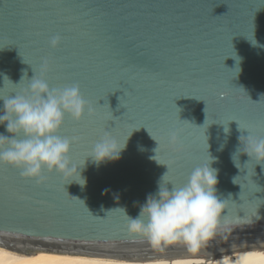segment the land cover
I'll list each match as a JSON object with an SVG mask.
<instances>
[{
  "label": "water",
  "instance_id": "obj_1",
  "mask_svg": "<svg viewBox=\"0 0 264 264\" xmlns=\"http://www.w3.org/2000/svg\"><path fill=\"white\" fill-rule=\"evenodd\" d=\"M259 5L264 0H0V97L24 90L47 60L49 86L78 84L93 108L80 121L65 115L58 133L78 138L70 155L84 164V181L45 169L38 184L0 163V247L147 258L264 241V165L238 153L246 129L264 137ZM253 32L258 46L247 38ZM176 128L181 141L172 145ZM0 134L11 135L5 125ZM106 134L126 147L97 164L86 157ZM210 156L223 210L206 245H153L128 229L165 174L183 185Z\"/></svg>",
  "mask_w": 264,
  "mask_h": 264
},
{
  "label": "clouds",
  "instance_id": "obj_2",
  "mask_svg": "<svg viewBox=\"0 0 264 264\" xmlns=\"http://www.w3.org/2000/svg\"><path fill=\"white\" fill-rule=\"evenodd\" d=\"M247 38L253 46H258L254 32L251 38ZM60 40L59 36L53 37L50 46L57 48ZM48 68L49 62L44 60L39 74L35 72L31 80L26 74L22 78L29 81L24 90L6 99L0 97L3 101L0 125H5L11 134H0V163L19 169L21 176L35 179L38 184L45 180V169L68 177L72 182L76 175L80 177L78 168L84 165L73 162L70 155L78 138L58 133L65 115L80 121L86 110L91 117L93 108L82 96L78 84L51 88L44 78ZM246 130L249 135L240 137L242 147L238 153L246 154L249 161L256 162L255 166L264 165V137ZM180 141L181 130L176 128L169 133L168 143L174 145ZM125 147L126 142L122 144L106 134L92 146L86 158L91 157L97 164L117 160ZM213 159L210 156L205 165L194 168L183 185L165 182V174L158 191L149 194L140 206L139 215L136 218L128 216V229L153 245L182 242L190 251H199L215 236L223 210V201L218 198L216 190L217 170L211 167Z\"/></svg>",
  "mask_w": 264,
  "mask_h": 264
},
{
  "label": "bare ground",
  "instance_id": "obj_3",
  "mask_svg": "<svg viewBox=\"0 0 264 264\" xmlns=\"http://www.w3.org/2000/svg\"><path fill=\"white\" fill-rule=\"evenodd\" d=\"M0 264H264V241L147 258L90 256L48 250L27 253L0 247Z\"/></svg>",
  "mask_w": 264,
  "mask_h": 264
},
{
  "label": "snow or ice",
  "instance_id": "obj_4",
  "mask_svg": "<svg viewBox=\"0 0 264 264\" xmlns=\"http://www.w3.org/2000/svg\"><path fill=\"white\" fill-rule=\"evenodd\" d=\"M262 7H264V5H259L258 9H260ZM246 31H247L248 34H251L252 31H253V24H252L251 18H250V21H249V26H248Z\"/></svg>",
  "mask_w": 264,
  "mask_h": 264
},
{
  "label": "rangeland",
  "instance_id": "obj_5",
  "mask_svg": "<svg viewBox=\"0 0 264 264\" xmlns=\"http://www.w3.org/2000/svg\"><path fill=\"white\" fill-rule=\"evenodd\" d=\"M212 252H213V251H212ZM214 252H215V250H214ZM214 252H213V253H214Z\"/></svg>",
  "mask_w": 264,
  "mask_h": 264
}]
</instances>
